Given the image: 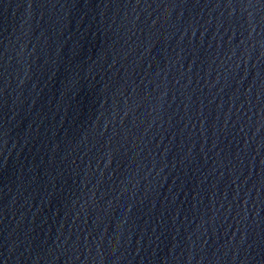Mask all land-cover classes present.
<instances>
[{
  "label": "water",
  "instance_id": "95a60500",
  "mask_svg": "<svg viewBox=\"0 0 264 264\" xmlns=\"http://www.w3.org/2000/svg\"><path fill=\"white\" fill-rule=\"evenodd\" d=\"M0 0V264H264V0Z\"/></svg>",
  "mask_w": 264,
  "mask_h": 264
},
{
  "label": "snow or ice",
  "instance_id": "6c2138e0",
  "mask_svg": "<svg viewBox=\"0 0 264 264\" xmlns=\"http://www.w3.org/2000/svg\"><path fill=\"white\" fill-rule=\"evenodd\" d=\"M31 5H32V2H31V0H29V7H31Z\"/></svg>",
  "mask_w": 264,
  "mask_h": 264
}]
</instances>
